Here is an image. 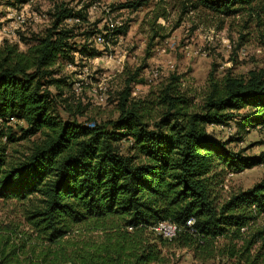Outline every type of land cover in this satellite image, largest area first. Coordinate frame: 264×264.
Returning a JSON list of instances; mask_svg holds the SVG:
<instances>
[{
    "label": "trees",
    "instance_id": "trees-1",
    "mask_svg": "<svg viewBox=\"0 0 264 264\" xmlns=\"http://www.w3.org/2000/svg\"><path fill=\"white\" fill-rule=\"evenodd\" d=\"M260 2L194 0L192 9L231 15ZM88 8L57 3L48 13L50 28L22 37L27 49L8 40L0 46V199L23 203L29 225L0 226V264H165L166 247L187 249L202 263L223 256L264 264V178L226 198L221 194L228 173L264 162V151L247 155L230 147L264 127V77L252 72L247 79L213 82L199 110L174 89L179 79L173 77L156 100L130 99V89L124 90L110 127L64 120L49 88L72 87L68 77H57L61 68L102 54L89 42L98 22L76 34L89 23ZM75 17L81 23L69 26L66 21ZM127 32L122 25L106 37L117 43ZM78 35L83 43L74 41ZM12 120L26 123L21 136L9 126ZM233 121L237 132L228 139L208 128ZM37 134L22 159H10L3 139ZM163 221L177 226L172 239L155 231ZM84 223L103 235L72 239L76 225Z\"/></svg>",
    "mask_w": 264,
    "mask_h": 264
},
{
    "label": "rangeland",
    "instance_id": "rangeland-1",
    "mask_svg": "<svg viewBox=\"0 0 264 264\" xmlns=\"http://www.w3.org/2000/svg\"><path fill=\"white\" fill-rule=\"evenodd\" d=\"M14 1L0 0V22L3 23L0 46L8 40L18 43L22 50L27 49L28 44L22 37L42 34L50 28L52 21L48 13L60 2H69L76 9L89 6V23L79 26L76 34L96 26V22L97 28L112 22L128 26L127 34L120 35L117 43L110 41L97 46L92 42L93 37L90 38L92 46L102 52L98 57H79L74 68H61L57 77L83 82L80 91H76L73 84L61 90L55 86L49 88L57 99V112L64 120L75 119L91 127H110L119 116L117 108L124 90L130 89V99L156 100L166 85L174 81H171L173 77L179 79L174 89L181 96L191 98L192 108L196 110L203 106L213 82L222 83L228 76L247 79L252 72L264 77L263 2L235 14L223 15L202 8L192 9L194 0H144L136 9L120 7L135 0H27L22 4H9ZM94 4L97 9H90ZM18 14L23 16V22L17 19ZM74 41L83 43L84 39L78 35ZM154 71H158L157 77L153 76ZM63 99L74 109L70 111ZM75 106H81L83 112L79 113ZM157 110L161 113V109ZM157 115L159 112H154V116ZM155 120L153 117L151 122ZM9 126L16 136H21V128L26 127V123L12 120ZM231 126L232 134L225 128L227 126L208 128L216 137L228 139L237 132L234 121ZM40 137L37 134L16 142L3 139L10 159H22ZM230 147L235 151L244 150L247 155L260 154L264 151V127L252 129ZM126 148L124 141L123 149ZM225 177V187L221 191L224 198L263 179L264 167L228 173ZM24 208L25 205L18 201L0 199V226H29ZM92 226V223L76 225L71 238H100L102 231ZM163 252L168 259L165 264H239L223 256L202 263L184 248L166 247Z\"/></svg>",
    "mask_w": 264,
    "mask_h": 264
},
{
    "label": "built area",
    "instance_id": "built-area-1",
    "mask_svg": "<svg viewBox=\"0 0 264 264\" xmlns=\"http://www.w3.org/2000/svg\"><path fill=\"white\" fill-rule=\"evenodd\" d=\"M29 1L33 2L35 0H29ZM90 9L95 10V9H97V6L94 4V5L91 6ZM17 19L22 21V22L24 20L23 16L21 14L17 15ZM66 22L69 23V24L70 23H72V24L78 23L79 24V23H81V20H80L79 17H75V18L67 20ZM121 25H122V23H120V22H112V23L107 24V26L104 27V28H102V27L98 28L97 31L93 35L94 43L97 46L98 45L103 46V45L109 44L110 41L107 39L106 35L107 34H111V32L113 31L114 28L119 27ZM66 66L69 67V68H74L75 63L71 62V63H68ZM153 76L157 77L158 76V71H154L153 72ZM82 84H83V82H81L79 80L78 81L74 80L73 87H74V89L76 91H80L82 89ZM104 99L105 98L102 96L101 100H104ZM225 128L227 129V131L230 134L233 133V127L231 125L227 126ZM260 166L264 167V162ZM232 174L233 173H230V175H232ZM192 224H193V220H189L188 221V225H192ZM154 229H155V231L158 234H161L163 237L168 238V239H172L173 237H175L176 233L178 231L177 226L174 223L169 222V221L160 222Z\"/></svg>",
    "mask_w": 264,
    "mask_h": 264
}]
</instances>
